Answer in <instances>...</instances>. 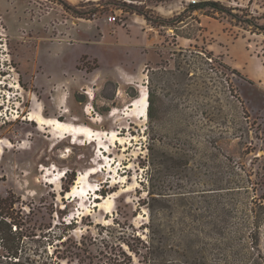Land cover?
<instances>
[{
    "label": "rangeland",
    "instance_id": "obj_1",
    "mask_svg": "<svg viewBox=\"0 0 264 264\" xmlns=\"http://www.w3.org/2000/svg\"><path fill=\"white\" fill-rule=\"evenodd\" d=\"M206 1L242 21L187 0H0V196L52 233L73 222L72 239L86 238L94 258L145 238L152 211L162 231L189 228L206 264H264V91L209 48L246 36L264 52V30L244 21L264 26V3H197ZM141 86L147 117L129 110ZM39 109L99 139L58 138L29 120ZM64 185L78 186L77 197H64ZM186 212L198 220L176 219ZM26 242L19 262L0 260L59 263L52 246Z\"/></svg>",
    "mask_w": 264,
    "mask_h": 264
},
{
    "label": "trees",
    "instance_id": "obj_2",
    "mask_svg": "<svg viewBox=\"0 0 264 264\" xmlns=\"http://www.w3.org/2000/svg\"><path fill=\"white\" fill-rule=\"evenodd\" d=\"M188 9L206 11V15L228 13L242 21L240 16L232 14L233 10H228L221 2L217 1L191 4ZM145 17L148 19L146 15ZM244 21L250 26L264 30L263 25L250 20ZM235 72L239 73L237 70ZM151 106L152 102L149 104L150 110ZM148 168L151 171H155V163H150ZM66 174L69 175L68 172ZM148 179L150 183L153 182L151 175ZM72 181H75V178ZM70 188V186L64 185L62 192L64 197L70 192ZM217 189L220 191L222 188ZM197 192L199 191H191L189 194ZM101 193L104 195L105 191H101ZM150 195L153 199L156 198V195L164 196L154 191H150ZM182 197L187 196L184 194ZM16 203L12 195L0 196V255L5 258L18 259L16 262L20 261L18 255L27 246L26 240L33 239L36 242H45L42 243V246L39 245L38 249L41 247L48 249L49 246H52L55 249L53 256L59 260L58 264H62V261L72 264L75 259H77L76 264H206V256L201 252L192 250L189 228L182 229L180 235H177L174 230L162 231L156 227L157 216L152 211L149 223L142 226L146 233L145 238L133 234L129 239H124L122 243L102 250L101 257L94 258L91 257L90 246H88L86 238H82L80 241L72 239L69 231L75 229L73 228V222L66 225V232L64 231L61 234L52 233L54 230L52 226L34 224L29 215H24L22 211H18L15 208ZM30 214H34L33 210H31ZM176 219L183 223L194 221L198 220V214L186 212ZM61 223L64 225V222ZM55 240H58L59 244L54 246ZM87 259H89L88 263ZM0 264H6V262L0 260ZM43 264L55 263L47 258V260H43Z\"/></svg>",
    "mask_w": 264,
    "mask_h": 264
},
{
    "label": "crops",
    "instance_id": "obj_3",
    "mask_svg": "<svg viewBox=\"0 0 264 264\" xmlns=\"http://www.w3.org/2000/svg\"><path fill=\"white\" fill-rule=\"evenodd\" d=\"M248 1L254 4L264 3V0ZM136 22L137 20L131 16L128 20L130 31L139 29L136 26ZM139 22L142 23L143 20ZM107 25L113 30L114 25L108 22V20ZM114 32L118 35H124V32H121L118 28L114 29ZM219 39L218 45H209L210 51L216 55H221L228 65L242 73L246 79L264 91V52L258 47V42L246 36L237 38L230 44L224 38ZM186 40L190 41L188 38Z\"/></svg>",
    "mask_w": 264,
    "mask_h": 264
},
{
    "label": "bare ground",
    "instance_id": "obj_4",
    "mask_svg": "<svg viewBox=\"0 0 264 264\" xmlns=\"http://www.w3.org/2000/svg\"><path fill=\"white\" fill-rule=\"evenodd\" d=\"M148 98H149V94H148L147 88L141 86L139 90V96L133 101V103L129 107V110L139 111L142 117H147L148 111H149V99ZM41 113H42V109L41 110L39 109V111L30 114L29 120L37 122L41 129L50 128L51 132L55 134V136L58 138L66 139L68 137H71L72 139H74V143H77V141L81 137L83 138L92 137L91 141H97L99 139L100 132L91 129L88 126L74 125L71 123L62 122L55 118H47ZM58 134H61V135H58ZM114 139L115 141L119 140L118 138H115V137ZM1 143H3V141H1ZM6 147L9 148L13 146L9 143V145H7ZM2 153H3V148L0 145V155ZM96 172H97L96 170L92 169L86 174H81L79 178L77 179V185L81 184L83 181H85L88 178V176ZM65 174L66 172L59 178V180H62ZM59 183H60L59 181L55 183L57 187ZM78 188H79L78 186H74L73 190L67 193V197L70 199L72 197H77L76 191ZM96 206H101V203L96 202Z\"/></svg>",
    "mask_w": 264,
    "mask_h": 264
},
{
    "label": "built area",
    "instance_id": "obj_5",
    "mask_svg": "<svg viewBox=\"0 0 264 264\" xmlns=\"http://www.w3.org/2000/svg\"><path fill=\"white\" fill-rule=\"evenodd\" d=\"M187 1H188V3H191V4H196L197 3V0H187ZM108 21L111 22V23H115L117 21V17L116 16H111V17L108 18Z\"/></svg>",
    "mask_w": 264,
    "mask_h": 264
}]
</instances>
